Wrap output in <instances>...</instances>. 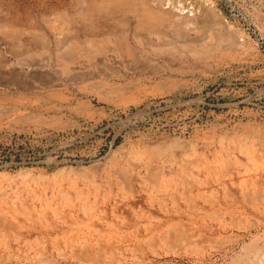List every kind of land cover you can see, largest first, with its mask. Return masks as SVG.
I'll return each instance as SVG.
<instances>
[{
    "label": "rangeland",
    "instance_id": "374dc122",
    "mask_svg": "<svg viewBox=\"0 0 264 264\" xmlns=\"http://www.w3.org/2000/svg\"><path fill=\"white\" fill-rule=\"evenodd\" d=\"M59 1L0 0V264H236L264 234L238 149L264 146V0H176L209 6L141 44L117 11L93 51Z\"/></svg>",
    "mask_w": 264,
    "mask_h": 264
},
{
    "label": "bare ground",
    "instance_id": "6f19581e",
    "mask_svg": "<svg viewBox=\"0 0 264 264\" xmlns=\"http://www.w3.org/2000/svg\"><path fill=\"white\" fill-rule=\"evenodd\" d=\"M75 1L86 3L87 11H84V13H82V16L79 19L78 18L75 20L73 19V24L78 26V28L75 31V34L77 33V35H80L83 38L81 44L87 46L89 50L94 49V47L96 46V43L94 41L95 36H99L101 34L104 35L105 32L107 33L113 30L112 24L116 23V20L109 21V19H111L110 15L115 14L117 11L125 10L127 12H134L135 18H134V25L132 26V28H135L136 31V33H134L136 42L138 44H141L139 38L142 33L153 34V32L163 29L164 27H168V29H170L176 37L180 38V33L182 30L181 28L184 29L190 23H193V21L197 18V13H200L201 7L207 8V6H209L208 4H203V6L202 5L198 6V10L196 8L194 10L193 8H188L189 6H187L186 4L176 2V0H75ZM44 3L43 5L45 6ZM96 7L102 10L101 12L103 14L100 13L102 15L95 16L94 14L93 15L90 14L91 13L90 11L94 10ZM61 11L62 10L60 9V7L59 6L57 7L55 4L53 6L51 5L48 7V13L60 14ZM95 11H98V9H95ZM44 20H48V19H44ZM56 21L57 20L43 21L45 22V26L47 27L46 30L47 34L46 32L43 31L40 38L36 39L37 41L36 43L37 44L39 43L40 45H44V46L46 44H49L48 46H54L55 49L59 51L60 50L59 48L62 49V47L60 46L63 43H66L67 41L65 42L64 39L61 38L62 36L61 33H63V29L65 27L62 28L61 26H59L60 24L57 26L55 24ZM120 23L121 22L119 21V24ZM127 24L129 25V23H126V26H128ZM115 27H117V25ZM55 34H59L61 39H54L52 41L50 39L51 38L50 35L52 36ZM75 41H78V39H75ZM77 44L78 46L80 45L79 43ZM238 149L239 151L245 152L249 155H255L254 157L255 159H258L256 157L258 153H262L264 155V146H260V145L258 147L240 146ZM236 264H264V234L260 235L252 243L249 254H247L241 260L237 261Z\"/></svg>",
    "mask_w": 264,
    "mask_h": 264
}]
</instances>
